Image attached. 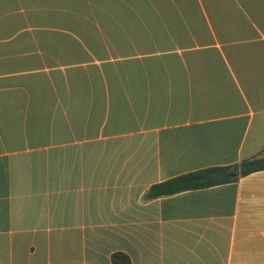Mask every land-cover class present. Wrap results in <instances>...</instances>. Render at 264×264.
<instances>
[{
  "label": "crops",
  "instance_id": "1",
  "mask_svg": "<svg viewBox=\"0 0 264 264\" xmlns=\"http://www.w3.org/2000/svg\"><path fill=\"white\" fill-rule=\"evenodd\" d=\"M264 0H0V264H264Z\"/></svg>",
  "mask_w": 264,
  "mask_h": 264
},
{
  "label": "trees",
  "instance_id": "2",
  "mask_svg": "<svg viewBox=\"0 0 264 264\" xmlns=\"http://www.w3.org/2000/svg\"><path fill=\"white\" fill-rule=\"evenodd\" d=\"M264 170V154L260 153L239 163L200 169L179 175L169 180L152 185L144 194L145 200L172 196L187 191H195L238 181L240 178ZM235 174V176H232ZM111 264H132L124 253H114Z\"/></svg>",
  "mask_w": 264,
  "mask_h": 264
},
{
  "label": "water",
  "instance_id": "3",
  "mask_svg": "<svg viewBox=\"0 0 264 264\" xmlns=\"http://www.w3.org/2000/svg\"><path fill=\"white\" fill-rule=\"evenodd\" d=\"M232 176H235V174H232Z\"/></svg>",
  "mask_w": 264,
  "mask_h": 264
}]
</instances>
